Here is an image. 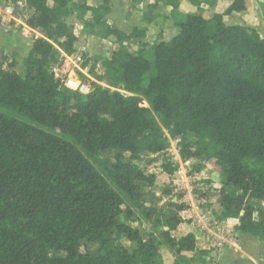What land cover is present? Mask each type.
I'll return each instance as SVG.
<instances>
[{
    "label": "trees",
    "instance_id": "trees-1",
    "mask_svg": "<svg viewBox=\"0 0 264 264\" xmlns=\"http://www.w3.org/2000/svg\"><path fill=\"white\" fill-rule=\"evenodd\" d=\"M189 1L211 7L216 0ZM52 2L26 0L32 12L25 23L41 36L22 60L24 74L14 70V59L0 61V264H164L156 261V236L142 238L119 217L130 215L126 201H138L140 185L155 180L125 156L161 152L167 135L181 159L205 156L224 166L222 219L236 218L237 231L264 242V38L223 19L246 11V0H232L209 18L184 13L178 0H169L177 33L135 52L122 43L144 30L127 34L109 25L108 0ZM74 12L83 32L120 44L109 57L85 54L81 66L107 84L95 83L87 94L52 73L60 51H76L74 27L64 20ZM73 142L94 160L116 151L115 160H97V168ZM162 169L171 174L177 167ZM180 223L172 214L153 226L162 228L163 242L177 256L171 264H191L194 256L185 253L196 252L193 233L171 235ZM119 238L135 247L129 251ZM83 240L97 250L82 251ZM197 252L204 262L210 249Z\"/></svg>",
    "mask_w": 264,
    "mask_h": 264
},
{
    "label": "rangeland",
    "instance_id": "rangeland-1",
    "mask_svg": "<svg viewBox=\"0 0 264 264\" xmlns=\"http://www.w3.org/2000/svg\"><path fill=\"white\" fill-rule=\"evenodd\" d=\"M25 1L23 0L24 3ZM76 1L80 2L81 0ZM230 1L216 0L211 7L198 8L197 13L209 17L213 11L221 10ZM17 2H22V0H0V7L3 8ZM246 6V11L232 13L230 15L231 18L227 17L225 23L248 26L251 29H255L264 38V0H246ZM23 10L20 14L25 19L30 15L31 10L29 11L26 6ZM148 12V15H150L152 10ZM67 16L70 17V15ZM168 26V24H165L160 29L155 27L148 35L143 36V39L126 40L122 43V46L130 52H135L144 42L150 47L158 41L169 39L173 32ZM31 33L28 36L32 38L41 36L39 33V35L34 32ZM75 47L76 51L68 56L79 54L82 57V61H84L86 53L88 56L100 55L109 57L114 50L120 47V44L114 41V37L102 41L96 38L88 40L80 36V40L76 42ZM64 54V52L60 51V61L54 64L53 67L62 64ZM22 60H17L14 66V70L20 74H24ZM73 60L75 61V59ZM70 65L73 67V64ZM90 65L91 63L88 64L89 67ZM86 69L88 70V67ZM95 70L98 74L103 73V66L100 61L96 63ZM73 71L75 78L87 84L91 89L95 83L104 87L107 86L104 81H98L96 77L89 75L90 78H87L77 68H74ZM143 105L146 106L147 104L143 102ZM186 136L191 140L197 139L195 135L190 133H187ZM73 143L97 168H99L97 160L109 162L115 160L116 151H105L98 155L97 160H94L82 150L77 142ZM124 159L135 164L145 173H153L155 175L153 184L140 185L141 196L137 202L126 201V205L130 209V215L128 216L127 213H124L119 217V220L136 228L139 235L144 239L150 233L156 236L160 242L156 257L157 262L172 263L177 256L163 242V238L160 235L162 228L154 227L153 223L157 220L165 219L168 215L177 214L181 225L179 224L177 229L171 231V235L177 238L186 232H192L196 239V252L185 253L187 258L194 256L196 261L191 264H239V262L240 264H264V242L257 237L239 233L236 229V219H222V208L219 204V199L220 187L225 181V168L217 160L207 159L205 156L199 159H181L178 154V148L168 135L166 148L163 151L152 154L143 150L135 159H130L127 155ZM165 163L176 166L177 169L173 173L167 174L162 169V165ZM199 164L202 166L200 171L192 170ZM225 188L228 190L233 189L230 185H225ZM179 206L183 208L180 209ZM202 215H205V217L202 218ZM254 217L258 218L257 215H254ZM118 242L129 251L135 247L134 242L125 238H119ZM81 244L82 251H95L98 248L97 244L89 243L85 240ZM209 248L210 252L204 258V262L200 261L201 256L197 251ZM224 253H227V255L220 260L219 257L224 255ZM64 254L63 252L58 253L61 256Z\"/></svg>",
    "mask_w": 264,
    "mask_h": 264
},
{
    "label": "crops",
    "instance_id": "crops-1",
    "mask_svg": "<svg viewBox=\"0 0 264 264\" xmlns=\"http://www.w3.org/2000/svg\"><path fill=\"white\" fill-rule=\"evenodd\" d=\"M81 1H84L88 6H98L99 4L102 3V0H81ZM108 2L110 6V11L108 14L105 15L106 22L109 25H113L127 34L133 28H137L144 30L143 36H145L148 35L149 32L153 30V28L156 27L160 29L163 28L165 24H168L169 25L168 27L172 29L173 35H175L178 31L177 27L173 24L172 19L168 18V16L170 15V11L172 9L169 0H108ZM47 3L50 6L53 5L52 0H47ZM227 5L223 6V8L219 11H213L212 14L221 12ZM25 6L28 8L29 11L31 10L27 6L26 1L25 3L23 2V0L22 2H17L16 4L14 3L11 14L3 13L4 11L2 7H0V61L2 60L3 56L8 57L9 59H14L15 61L20 59L22 60L29 51V49L31 48L33 41V38L29 37L28 34H32L31 32L36 33V35L38 34L36 30L26 25L25 23L26 18L23 19L22 15L20 14V12L24 11L23 8ZM149 6L151 7L152 10L151 14L149 15V17H151V20L146 21L143 18V14L145 11L150 9ZM207 6H208L207 4L202 3L198 7L192 4L189 0H178V7L184 13L198 14L197 13V11L199 10L198 8L204 9ZM30 12H32V10ZM69 15L70 17L65 16L64 20L68 24L73 25L74 33L77 36V41L80 40V36L83 38H87L88 40L91 38L100 39L102 41L106 40L96 35L87 34L83 32L82 31L83 23L79 18H77L76 13L74 12ZM230 15L224 16L223 18L224 22L226 21L227 17L228 18L230 17ZM84 19L86 20L91 19V15L89 12H87L84 15ZM228 25H232V24H228ZM143 36L134 39H143ZM233 219L235 220L236 218ZM235 221L238 224L237 219ZM187 233L189 232H186L185 234ZM183 235H180V237H182ZM172 236L174 237V235ZM180 237H177V239ZM226 255L227 253H224V255L220 256L219 259L222 260V257Z\"/></svg>",
    "mask_w": 264,
    "mask_h": 264
},
{
    "label": "built area",
    "instance_id": "built-area-1",
    "mask_svg": "<svg viewBox=\"0 0 264 264\" xmlns=\"http://www.w3.org/2000/svg\"><path fill=\"white\" fill-rule=\"evenodd\" d=\"M3 13L5 14H11L13 10V5H7L4 6L3 8ZM75 59V61L73 60ZM82 57L81 55H73V56H68L64 54V58L62 61V64L53 67L52 68V73L54 75V78L58 80L61 84H63L65 87L78 91L80 93L87 94L91 91V87H89L87 84H84L79 80L78 78H75V74L73 69L77 68L81 73H83L87 78H90L88 70L86 67H82ZM73 64V67L70 65ZM74 74V75H72ZM205 215H202V218H204Z\"/></svg>",
    "mask_w": 264,
    "mask_h": 264
}]
</instances>
